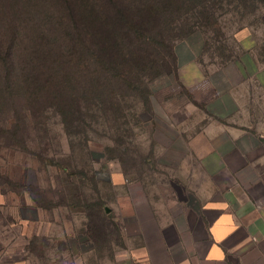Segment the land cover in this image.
I'll list each match as a JSON object with an SVG mask.
<instances>
[{
    "label": "rangeland",
    "instance_id": "obj_1",
    "mask_svg": "<svg viewBox=\"0 0 264 264\" xmlns=\"http://www.w3.org/2000/svg\"><path fill=\"white\" fill-rule=\"evenodd\" d=\"M12 11L0 7V26ZM216 14L212 25L189 13L173 72L110 91L69 129L50 110L28 134L0 137V264H153L147 243L222 161L229 86L264 69V3L224 2Z\"/></svg>",
    "mask_w": 264,
    "mask_h": 264
},
{
    "label": "trees",
    "instance_id": "obj_2",
    "mask_svg": "<svg viewBox=\"0 0 264 264\" xmlns=\"http://www.w3.org/2000/svg\"><path fill=\"white\" fill-rule=\"evenodd\" d=\"M243 1L0 0L16 16L0 26V137L28 134L50 110L67 129L84 122L110 91L177 69L189 13L213 25L224 2Z\"/></svg>",
    "mask_w": 264,
    "mask_h": 264
},
{
    "label": "crops",
    "instance_id": "obj_3",
    "mask_svg": "<svg viewBox=\"0 0 264 264\" xmlns=\"http://www.w3.org/2000/svg\"><path fill=\"white\" fill-rule=\"evenodd\" d=\"M245 78L227 92L233 109L222 116L232 119L218 133L228 142L225 152L215 150L222 161L196 196L180 198L182 215L162 225L156 242H146L153 264H264V124L261 132L256 123L264 112L252 96L253 83L264 92V69ZM245 139L254 145L246 147Z\"/></svg>",
    "mask_w": 264,
    "mask_h": 264
}]
</instances>
